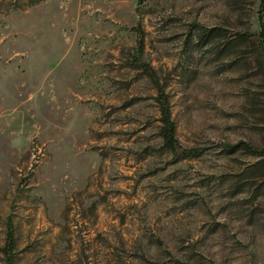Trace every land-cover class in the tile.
Wrapping results in <instances>:
<instances>
[{"label": "rangeland", "instance_id": "obj_1", "mask_svg": "<svg viewBox=\"0 0 264 264\" xmlns=\"http://www.w3.org/2000/svg\"><path fill=\"white\" fill-rule=\"evenodd\" d=\"M260 2L0 0V264H264Z\"/></svg>", "mask_w": 264, "mask_h": 264}, {"label": "trees", "instance_id": "obj_2", "mask_svg": "<svg viewBox=\"0 0 264 264\" xmlns=\"http://www.w3.org/2000/svg\"><path fill=\"white\" fill-rule=\"evenodd\" d=\"M258 22L260 28L259 38L261 41L262 52L264 55V0H261L260 2V7L258 11ZM132 30L138 33L139 36L138 48H139V53L142 54L143 45H144L142 31L139 27H135ZM137 65L138 67L143 69L147 74H149L151 77L153 76L151 68L147 64L143 63L140 59H137ZM158 101L160 103V108H161V122H162L161 136L163 138L164 145L172 152L175 158L185 159V158H194L200 156L202 154V151L200 149L184 148L177 139L176 124L172 119L171 107L165 93L161 88L159 90ZM240 147H244L245 149H248L253 153L264 156V149H256L253 148L251 145L243 142L234 146H230L229 148L237 149ZM15 247H16L15 229L12 223L10 222L8 223L6 242L3 249V253L7 264H15V259H14Z\"/></svg>", "mask_w": 264, "mask_h": 264}]
</instances>
